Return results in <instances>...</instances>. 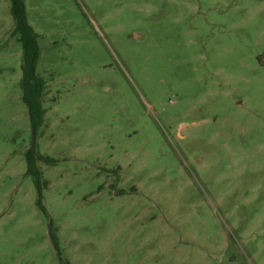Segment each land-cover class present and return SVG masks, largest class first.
I'll use <instances>...</instances> for the list:
<instances>
[{"label": "rangeland", "instance_id": "374dc122", "mask_svg": "<svg viewBox=\"0 0 264 264\" xmlns=\"http://www.w3.org/2000/svg\"><path fill=\"white\" fill-rule=\"evenodd\" d=\"M23 1L44 114L0 0V264H264V0Z\"/></svg>", "mask_w": 264, "mask_h": 264}, {"label": "trees", "instance_id": "16d2710c", "mask_svg": "<svg viewBox=\"0 0 264 264\" xmlns=\"http://www.w3.org/2000/svg\"><path fill=\"white\" fill-rule=\"evenodd\" d=\"M9 13L13 20L11 36L15 37L21 48V88L22 100L27 107L31 123L40 121L44 111L41 107L40 97L43 89L42 80L36 75V65L39 56L37 33L28 23L23 0H9ZM26 173L32 174L34 181L38 182V172L35 168L31 152L26 155ZM41 196L38 194L37 204L40 206ZM42 208V207H41ZM44 211V209L42 208ZM48 235L52 243L56 242L55 235L49 224Z\"/></svg>", "mask_w": 264, "mask_h": 264}]
</instances>
